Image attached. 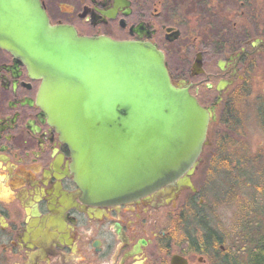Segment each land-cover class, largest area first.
<instances>
[{
    "label": "flooded vegetation",
    "instance_id": "1",
    "mask_svg": "<svg viewBox=\"0 0 264 264\" xmlns=\"http://www.w3.org/2000/svg\"><path fill=\"white\" fill-rule=\"evenodd\" d=\"M39 1L50 25L80 37L155 45L172 64L171 81L189 84L200 106L213 107L195 172L226 155L216 141L240 136L250 120L264 134V0ZM39 86L0 48V264H205L206 253L224 256L213 233L191 242L169 231L180 195L193 203L195 187L174 202L154 194L88 203L68 148L37 103Z\"/></svg>",
    "mask_w": 264,
    "mask_h": 264
},
{
    "label": "water",
    "instance_id": "2",
    "mask_svg": "<svg viewBox=\"0 0 264 264\" xmlns=\"http://www.w3.org/2000/svg\"><path fill=\"white\" fill-rule=\"evenodd\" d=\"M0 48L40 81L37 103L68 148L88 203L154 194L174 202L195 192L213 107L200 106L189 84L172 83L155 45L80 37L50 25L39 0H0ZM199 66L196 59L193 76Z\"/></svg>",
    "mask_w": 264,
    "mask_h": 264
},
{
    "label": "rangeland",
    "instance_id": "3",
    "mask_svg": "<svg viewBox=\"0 0 264 264\" xmlns=\"http://www.w3.org/2000/svg\"><path fill=\"white\" fill-rule=\"evenodd\" d=\"M178 68L185 71L183 66ZM168 69L171 72L172 64ZM257 127L250 120L240 136L216 141L218 146L223 145L226 155L195 172L191 181L199 194L193 203L187 202L189 194L180 195L176 207L179 214L170 224L171 234L188 236L192 242L201 240L204 233H213L228 251L240 232L254 236L264 232V134ZM216 153L214 149L213 154ZM209 171L215 173L209 177ZM200 198L202 206L198 204ZM219 255L206 253L205 264H222L225 255ZM245 260L240 255L236 262L248 263Z\"/></svg>",
    "mask_w": 264,
    "mask_h": 264
},
{
    "label": "trees",
    "instance_id": "4",
    "mask_svg": "<svg viewBox=\"0 0 264 264\" xmlns=\"http://www.w3.org/2000/svg\"><path fill=\"white\" fill-rule=\"evenodd\" d=\"M235 240L228 251L225 248L222 264H237L236 259L240 255L248 261L243 264H264V232H259L257 236L240 232Z\"/></svg>",
    "mask_w": 264,
    "mask_h": 264
}]
</instances>
